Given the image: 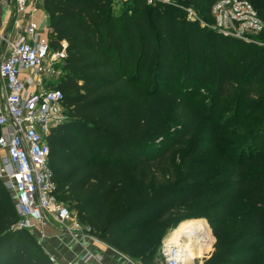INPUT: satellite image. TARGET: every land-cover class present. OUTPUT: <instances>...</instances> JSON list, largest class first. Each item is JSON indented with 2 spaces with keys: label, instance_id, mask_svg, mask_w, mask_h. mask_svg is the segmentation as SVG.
I'll list each match as a JSON object with an SVG mask.
<instances>
[{
  "label": "trees",
  "instance_id": "trees-1",
  "mask_svg": "<svg viewBox=\"0 0 264 264\" xmlns=\"http://www.w3.org/2000/svg\"><path fill=\"white\" fill-rule=\"evenodd\" d=\"M130 1L131 14L121 15H115L113 0L43 1L52 48L67 44L56 88L64 95L68 122L48 139L58 200L90 225L95 237L133 258L158 224L201 200L215 202L214 188L227 174L219 184L232 190L231 205L245 201L254 211L255 237L264 249V151L240 158L227 173L213 172L209 160L195 157L197 147L178 158L211 113L194 103L190 90L173 89L183 65L190 69L184 86L192 75L200 77L199 65H211L216 100L243 78L241 105L249 100L250 115L263 113L264 28L259 46L188 19L192 9L212 25L211 10L219 0ZM244 1L264 25V0ZM149 72L154 80L147 90L143 82ZM263 119L260 115L255 125ZM261 133L263 127L249 138ZM17 221L13 199L0 189V264H52L33 235L15 228ZM214 232L220 240L215 264H242L235 261L242 233ZM208 242L206 249L213 236ZM252 253L259 255L258 250ZM143 263L161 261L145 256Z\"/></svg>",
  "mask_w": 264,
  "mask_h": 264
},
{
  "label": "built area",
  "instance_id": "built-area-1",
  "mask_svg": "<svg viewBox=\"0 0 264 264\" xmlns=\"http://www.w3.org/2000/svg\"><path fill=\"white\" fill-rule=\"evenodd\" d=\"M12 10L17 35L0 32V180L12 196L18 214L15 228L45 237L53 228L73 238L95 237L90 225L57 197V184L50 168L48 139L63 122L59 110L63 93L56 88L63 75L66 46L52 48L40 37L34 20L36 5L44 0H0ZM151 3L154 0H150ZM197 22L196 12L187 11ZM213 29L234 40L263 45L257 37L264 25L254 7L244 0H219L211 10ZM161 264H185V249L163 243L158 251ZM50 263L61 264L53 256ZM97 259L89 252L83 263ZM99 260V259H98ZM65 264H75L69 262Z\"/></svg>",
  "mask_w": 264,
  "mask_h": 264
},
{
  "label": "rangeland",
  "instance_id": "rangeland-1",
  "mask_svg": "<svg viewBox=\"0 0 264 264\" xmlns=\"http://www.w3.org/2000/svg\"><path fill=\"white\" fill-rule=\"evenodd\" d=\"M163 1L167 2V4L176 2V0ZM147 2L154 5L156 0L153 3L150 0H147ZM113 6L115 15H121L123 12L131 14L133 2L130 0H113ZM196 16L198 18L197 23L204 29L209 30V20L198 13ZM43 36L44 40H46L47 35ZM238 56L239 53L236 52L232 61H237ZM183 58V61H185L186 55H183ZM189 70L187 65L179 68L177 71V82L173 89L177 91L190 90L194 103L204 107L206 114L211 113V116L207 117L197 128L192 139L185 144V149L178 152V158H182L184 153L197 147L198 153L195 157L200 158L204 162L209 160L213 166V172L220 173L225 171L227 173L230 169L229 167H232L233 164L235 166L240 158H248L264 151V133L259 134L252 141L249 138L259 128H264V122L255 125L257 118L260 115L264 116V112L260 115H250L249 100L244 101L243 106L241 105L243 99L240 95V90L244 79H236L231 87L233 89L232 92L230 93V89L223 98L216 100L214 98L216 83L213 82L212 74H209L211 65L206 68L199 65L198 72L200 77L195 78L192 75L190 84L184 86L185 75L190 73ZM62 77L63 75L60 80ZM153 80V73H147L143 82L147 90L151 87ZM260 85L264 89V76L260 81ZM59 116L64 118L62 123L68 122L63 106L59 110ZM242 136H244V139H242ZM237 137H240V140H237ZM226 178L227 174L219 179V183L222 184V181ZM219 183L214 188L217 193L215 202L208 199L201 200L196 205L182 210L167 224H158L157 227L147 233L144 248L136 251L133 258L126 256L127 260L132 264H144L143 258L145 256H151L153 260H159L158 251L161 245L165 243L169 233L176 228L175 226L190 219H198L206 224L209 229L206 232L210 234L204 241H200V238L198 239V246L194 250L193 264H215L217 259L214 256L218 250L220 240L216 236L214 229L220 228L224 230V233H230L229 236H233L234 233H242L243 241L235 248L238 253L237 258H235L236 262L238 261L242 264H264V249L261 248L259 240L255 237L254 211L245 201L231 205L234 198L232 190H225ZM0 189L12 199L1 180ZM115 208L116 203L110 205L111 210ZM212 236L213 242L206 249ZM205 249L206 251L203 252ZM254 250L259 251L257 257L252 253Z\"/></svg>",
  "mask_w": 264,
  "mask_h": 264
},
{
  "label": "crops",
  "instance_id": "crops-1",
  "mask_svg": "<svg viewBox=\"0 0 264 264\" xmlns=\"http://www.w3.org/2000/svg\"><path fill=\"white\" fill-rule=\"evenodd\" d=\"M43 9V4L36 5L37 12L34 14V20L40 25V37L44 40L43 35H47L45 38L47 41L50 33V17ZM21 30L22 28L16 27L13 23L12 10L2 1L0 3V32L9 31L13 35H17ZM64 45L67 46L66 42ZM61 233L56 229L47 228L44 238H41L37 233L33 235L42 251L47 256H53L61 264L69 262L85 264L82 262V257L86 252L97 257V259H91L86 264H132L125 255L106 245L97 237H78L75 239L70 235Z\"/></svg>",
  "mask_w": 264,
  "mask_h": 264
},
{
  "label": "bare ground",
  "instance_id": "bare-ground-1",
  "mask_svg": "<svg viewBox=\"0 0 264 264\" xmlns=\"http://www.w3.org/2000/svg\"><path fill=\"white\" fill-rule=\"evenodd\" d=\"M207 230L209 229L206 224L198 219L184 221L169 233L165 245L173 246L179 244L185 249V264H193L194 250L198 246V239L200 238V241H204L210 234L206 232Z\"/></svg>",
  "mask_w": 264,
  "mask_h": 264
}]
</instances>
